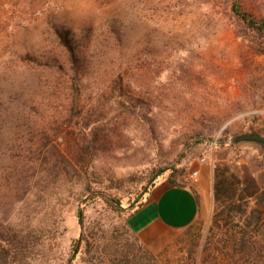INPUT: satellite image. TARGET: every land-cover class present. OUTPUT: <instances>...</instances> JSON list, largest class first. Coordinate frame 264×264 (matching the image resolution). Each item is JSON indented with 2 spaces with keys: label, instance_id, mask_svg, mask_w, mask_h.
I'll return each mask as SVG.
<instances>
[{
  "label": "rangeland",
  "instance_id": "rangeland-1",
  "mask_svg": "<svg viewBox=\"0 0 264 264\" xmlns=\"http://www.w3.org/2000/svg\"><path fill=\"white\" fill-rule=\"evenodd\" d=\"M229 2L0 0V218L34 241L8 264H264V209L259 229L237 218L214 225L213 202L208 218L155 227L157 236L127 223L152 181L189 183L201 156L212 168L244 166L264 188L260 148L227 142L264 134V53ZM241 3L264 16V0ZM43 142L74 168L24 194L10 190L2 175L19 163L24 187L35 183L36 162L49 158L47 147L38 153ZM106 194L121 198L123 214L107 209ZM87 231L98 241L74 255L73 239Z\"/></svg>",
  "mask_w": 264,
  "mask_h": 264
},
{
  "label": "trees",
  "instance_id": "trees-1",
  "mask_svg": "<svg viewBox=\"0 0 264 264\" xmlns=\"http://www.w3.org/2000/svg\"><path fill=\"white\" fill-rule=\"evenodd\" d=\"M229 9L244 31L253 39H256L258 44L257 52L260 54L264 53V16H256L247 11L243 7L241 0H230ZM65 35H61L62 43L69 52L71 64L76 72L77 57L74 53L71 41L67 39ZM76 76L77 74L70 78V90L72 92L71 99L73 102L76 101V95L79 92ZM45 147L47 146H45L44 142L43 144H40V146H37L38 153H42ZM259 151L264 153V149L260 148ZM47 152L49 158L42 159L38 163L36 162L37 167L33 168V171L36 174V181L32 186L30 182L28 185L25 184L24 187L23 176L28 171V168L25 167L27 163L17 164L14 172L11 173L13 176H10L7 172L3 174L4 182L9 185V189L17 190L22 187V192L24 194L36 185L37 187H40V183L47 178L55 175L57 176L61 169L67 171L69 168H74L71 161L61 154L57 146H48ZM86 154H90L89 150H86ZM74 171L76 170L74 169ZM131 177L132 176H129L126 179L131 180ZM175 177L176 175L170 177L171 183L183 185L182 183H177ZM153 183L154 181H152L151 185L144 190V199L155 185V183ZM112 187L116 188L117 186H111V189ZM212 197V222L214 225L222 227L226 225V223L237 218L242 222V226L249 227L252 225V228L259 229L260 223L262 222L260 215L262 209H264V188L261 187L258 179L244 166L236 165L232 167L229 164H215L212 175ZM102 199L105 202L107 209L117 215H121L125 212L126 207L122 204L119 196H116L115 194H106L102 196ZM251 201L254 202L255 206H250ZM142 203L143 202H141L139 206L142 205ZM83 219L84 214L81 208L78 212V220L81 224ZM4 220V218L3 220L0 218V260L2 261V264H8L13 261L18 263L31 253V245H33L34 241L30 236L33 234L30 232L14 230L10 225H5L3 223ZM245 232L243 231V235H245ZM96 241H98V238L94 232L87 231L81 233L78 237L73 239L71 244L74 255H77L83 247L85 249L84 253H90V251H92V243L94 242V244H96ZM255 242L256 240H247L245 243L241 241L240 244L243 247L247 246L248 248L253 249L256 247ZM257 254L260 255L259 250ZM68 262L70 264L71 258L68 259Z\"/></svg>",
  "mask_w": 264,
  "mask_h": 264
},
{
  "label": "crops",
  "instance_id": "crops-1",
  "mask_svg": "<svg viewBox=\"0 0 264 264\" xmlns=\"http://www.w3.org/2000/svg\"><path fill=\"white\" fill-rule=\"evenodd\" d=\"M192 171H197V175L189 183H156L142 205L127 217L131 229L153 236L155 227L179 230L191 225L199 216L208 218L213 202L212 165L198 160Z\"/></svg>",
  "mask_w": 264,
  "mask_h": 264
},
{
  "label": "water",
  "instance_id": "water-1",
  "mask_svg": "<svg viewBox=\"0 0 264 264\" xmlns=\"http://www.w3.org/2000/svg\"><path fill=\"white\" fill-rule=\"evenodd\" d=\"M227 142L231 146L249 143L259 146L261 149H264V134L255 131L237 132L231 134Z\"/></svg>",
  "mask_w": 264,
  "mask_h": 264
},
{
  "label": "built area",
  "instance_id": "built-area-1",
  "mask_svg": "<svg viewBox=\"0 0 264 264\" xmlns=\"http://www.w3.org/2000/svg\"><path fill=\"white\" fill-rule=\"evenodd\" d=\"M206 161H207V158L205 156L199 157V162H206ZM196 175H197V171H192L190 174L192 178H195Z\"/></svg>",
  "mask_w": 264,
  "mask_h": 264
}]
</instances>
